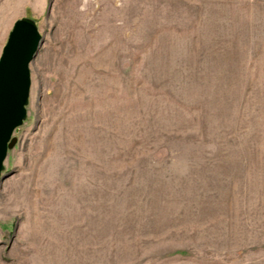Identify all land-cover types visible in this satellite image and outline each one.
<instances>
[{
    "label": "rangeland",
    "instance_id": "374dc122",
    "mask_svg": "<svg viewBox=\"0 0 264 264\" xmlns=\"http://www.w3.org/2000/svg\"><path fill=\"white\" fill-rule=\"evenodd\" d=\"M23 17L0 264H264V0H0V55Z\"/></svg>",
    "mask_w": 264,
    "mask_h": 264
},
{
    "label": "water",
    "instance_id": "95a60500",
    "mask_svg": "<svg viewBox=\"0 0 264 264\" xmlns=\"http://www.w3.org/2000/svg\"><path fill=\"white\" fill-rule=\"evenodd\" d=\"M43 43L36 22L17 19L0 55V182L7 153L17 139L14 132L26 119L30 94V64Z\"/></svg>",
    "mask_w": 264,
    "mask_h": 264
}]
</instances>
